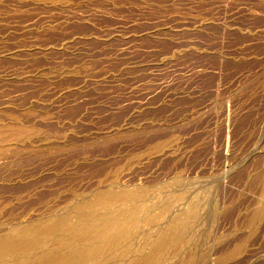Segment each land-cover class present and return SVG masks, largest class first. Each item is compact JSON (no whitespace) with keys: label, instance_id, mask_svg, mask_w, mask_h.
<instances>
[{"label":"rangeland","instance_id":"rangeland-1","mask_svg":"<svg viewBox=\"0 0 264 264\" xmlns=\"http://www.w3.org/2000/svg\"><path fill=\"white\" fill-rule=\"evenodd\" d=\"M52 224L0 263L264 264V0H0V237Z\"/></svg>","mask_w":264,"mask_h":264},{"label":"bare ground","instance_id":"bare-ground-1","mask_svg":"<svg viewBox=\"0 0 264 264\" xmlns=\"http://www.w3.org/2000/svg\"><path fill=\"white\" fill-rule=\"evenodd\" d=\"M88 222V226H89ZM37 226V225H35ZM35 226L26 228L18 235H12L10 237H0V253L4 254V252L10 251V250H22L25 247L27 250L28 246L33 247V245L40 242L41 235L44 233L49 232L51 229H53V224L49 226H45L43 228H35ZM91 229L93 230V227L91 226ZM22 230V229H21ZM170 235H165L162 237V239L159 241L158 246H162L165 244V242L168 240ZM100 247L99 243L91 244V245H85L82 247H68L63 252L54 253L53 251L45 250L40 252L37 256L34 258H26L25 261H22L21 263L17 264H73L86 256L92 254ZM23 252V251H20ZM4 256V255H3ZM147 258L153 259L154 257L148 256ZM5 262V261H4ZM0 264H9V263H0ZM13 264V263H10Z\"/></svg>","mask_w":264,"mask_h":264}]
</instances>
